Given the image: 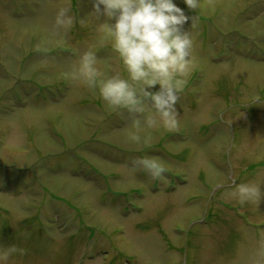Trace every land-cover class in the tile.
<instances>
[{
  "label": "rangeland",
  "instance_id": "rangeland-1",
  "mask_svg": "<svg viewBox=\"0 0 264 264\" xmlns=\"http://www.w3.org/2000/svg\"><path fill=\"white\" fill-rule=\"evenodd\" d=\"M174 2L194 40L178 124L142 119L137 142L129 113L71 75L87 50L126 75L114 19L92 0H0L5 264H264V0ZM246 181L259 200L230 195Z\"/></svg>",
  "mask_w": 264,
  "mask_h": 264
},
{
  "label": "clouds",
  "instance_id": "clouds-1",
  "mask_svg": "<svg viewBox=\"0 0 264 264\" xmlns=\"http://www.w3.org/2000/svg\"><path fill=\"white\" fill-rule=\"evenodd\" d=\"M183 2L189 9L199 7V0ZM92 6L96 18L103 15L114 19V23L105 21L103 27L126 75L102 70L97 66L96 52L87 50L71 72L72 77L82 78L98 90L114 109L129 113L137 129L131 135L134 141L141 140L142 119L149 128L176 127L178 93L189 72L194 48L190 32L183 29L189 16L174 0H92ZM57 23L71 25L72 20L61 10ZM133 163L154 178L164 177L165 167L156 159L138 158ZM230 195L245 203L259 200L261 190L258 184L246 181L237 184ZM9 255L10 251H0V264H5Z\"/></svg>",
  "mask_w": 264,
  "mask_h": 264
}]
</instances>
